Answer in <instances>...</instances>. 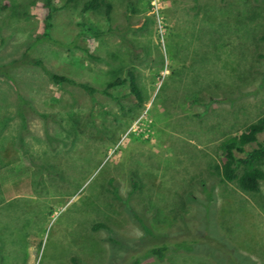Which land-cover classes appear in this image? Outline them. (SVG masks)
<instances>
[{
  "label": "rangeland",
  "instance_id": "1",
  "mask_svg": "<svg viewBox=\"0 0 264 264\" xmlns=\"http://www.w3.org/2000/svg\"><path fill=\"white\" fill-rule=\"evenodd\" d=\"M4 1L0 264H264V181L247 193L219 170L222 143L264 118V1L105 0L109 19L54 0L60 46L37 40L43 0ZM27 52L95 93L10 66ZM129 71L142 104L127 82L106 93Z\"/></svg>",
  "mask_w": 264,
  "mask_h": 264
},
{
  "label": "trees",
  "instance_id": "2",
  "mask_svg": "<svg viewBox=\"0 0 264 264\" xmlns=\"http://www.w3.org/2000/svg\"><path fill=\"white\" fill-rule=\"evenodd\" d=\"M73 1L75 0H67V4H70ZM34 3L35 1L32 2V4ZM11 6L12 5L11 2H9V0L4 1L3 9L7 10ZM42 8L46 11V16L43 19L44 31L37 40L39 42L45 41L58 46L63 45L60 41L56 40L50 33V30L54 25L55 16L60 10V8L56 7V5L54 4V0H43ZM102 8L105 9L108 18L110 19V14L112 12V5L105 0H87V2H85L82 7V12L83 13H87L89 11L95 12ZM86 32H89V30L88 28L85 27L84 33L81 32V34L78 36V39L82 35H86ZM99 34L101 33L95 32V36H98ZM78 39H75V41L72 44H70L69 47L79 48L89 56H92L88 48L79 47V45L77 44ZM260 56H261L260 58H264V55H260ZM23 64L33 65L35 67L41 68L45 73H47L49 78L56 85L59 86H63L65 84L77 85L83 88L84 90H86L90 95H93L95 93V89L89 85L78 84L76 83V81L65 75H58L49 72L44 62H42L40 59L30 57L28 52L25 54V57H23V59L15 61L10 66H14V65L17 66ZM6 68H8V66H0V73H4ZM127 76L128 77L126 80L121 81L117 79L109 83L107 85L106 93L112 97V95H110L108 90L111 88L122 86L124 83L127 82L129 83L130 93L133 95V97L135 98L138 104H142L144 102V97L142 94V90L138 85L135 73L133 71H129ZM263 133H264V118H261L256 122L247 126L240 135L230 137L222 143L223 157L221 160V166L219 167L220 174L224 181L237 182L239 188L247 193L258 192L261 183L264 181V170L260 168L261 164L264 162V143L259 142V136ZM134 187H137V183H134ZM206 197L207 196L205 194V197L202 199L205 200ZM208 197L210 200V204L214 208V203L211 200L216 199L215 189L209 191ZM199 199L201 198L195 197L196 201H198ZM194 203L198 205L200 203L205 204L206 202H194ZM103 229L109 232L110 234L113 233V230H111V228L106 224L100 223V224H95L93 226L94 231H99ZM183 231H184L183 233L186 232L185 230ZM110 239L115 244H122V242L118 241L117 238L115 239L114 237H111ZM172 246L173 245L171 244H165V245L163 244L162 246H154V247L152 246L150 248H147V250L145 251L147 254L141 257H143L144 259L150 257H156L159 261H164L168 253L172 250L171 248L178 251L180 246L179 241L177 243H174V247ZM243 257H247V256L244 255ZM250 261H252L250 264H255V261L253 259H251ZM140 263L141 261L139 260L136 261L134 264H140Z\"/></svg>",
  "mask_w": 264,
  "mask_h": 264
}]
</instances>
